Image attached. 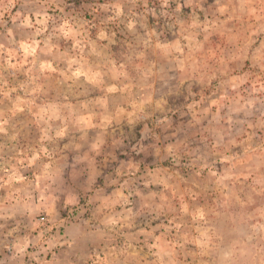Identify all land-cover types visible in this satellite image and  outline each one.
Masks as SVG:
<instances>
[{"label": "rangeland", "instance_id": "rangeland-1", "mask_svg": "<svg viewBox=\"0 0 264 264\" xmlns=\"http://www.w3.org/2000/svg\"><path fill=\"white\" fill-rule=\"evenodd\" d=\"M56 258L264 264V0H0V264Z\"/></svg>", "mask_w": 264, "mask_h": 264}, {"label": "crops", "instance_id": "crops-1", "mask_svg": "<svg viewBox=\"0 0 264 264\" xmlns=\"http://www.w3.org/2000/svg\"><path fill=\"white\" fill-rule=\"evenodd\" d=\"M65 243H68V239H67V238H66V240H65ZM57 258H58V257H57ZM57 258H56L55 261L52 260V262H51L50 264H67V262H65V261L57 260Z\"/></svg>", "mask_w": 264, "mask_h": 264}]
</instances>
